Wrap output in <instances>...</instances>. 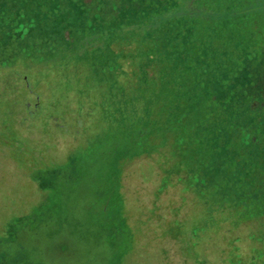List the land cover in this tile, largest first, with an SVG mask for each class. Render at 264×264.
<instances>
[{"label": "rangeland", "instance_id": "374dc122", "mask_svg": "<svg viewBox=\"0 0 264 264\" xmlns=\"http://www.w3.org/2000/svg\"><path fill=\"white\" fill-rule=\"evenodd\" d=\"M244 1L173 0L164 25L127 5L79 70L20 47L0 65V264H264L261 152H211L232 113L211 118L210 98L264 32ZM64 25L31 33L34 51L61 55L68 29L80 48V17Z\"/></svg>", "mask_w": 264, "mask_h": 264}, {"label": "trees", "instance_id": "16d2710c", "mask_svg": "<svg viewBox=\"0 0 264 264\" xmlns=\"http://www.w3.org/2000/svg\"><path fill=\"white\" fill-rule=\"evenodd\" d=\"M197 1L183 0L187 6ZM171 2L173 0H0V32L7 35L6 44L0 53V65L13 67L17 60L16 50L20 47L24 52L23 58H31L36 64L52 61L59 67L66 64V61L72 56L76 59L75 68L79 70L81 66L79 60L88 59L97 38L102 37L100 33H95L97 26L107 27L115 21L118 22L117 14L127 5L138 11L143 8H147L149 11L158 9L155 20L158 24L164 25L174 16L166 11V7ZM199 8H203V3ZM262 8V0H252L240 14L242 16L251 15L254 17V25L263 24L264 26ZM77 16L80 17L81 24L77 39L84 42L80 48V44H77L75 37L69 34L70 30L68 29L64 36L66 44L61 55L59 54L61 47L59 43L55 45L58 46L56 51H34L37 46L29 42L31 33L55 23L69 25V21ZM258 33L261 34L258 36L261 45L259 50H256V54L258 51L260 54L245 55L242 65H238L235 74H232L229 86L210 98L212 104L219 106L218 109L211 110V118L218 119L217 117L229 115L230 111L232 113L227 123L228 126H231V135L228 134L227 137L230 140L219 143L211 152L214 150L220 154H235L237 152L240 154V160H244L250 150L256 153L259 151L261 155H256L254 152L257 160L254 166L256 171L264 169V160H262V156H264V32L258 31ZM151 52L146 53V63L148 64L155 58ZM59 55L62 58L60 60ZM16 76L21 77L17 72ZM203 79L204 77L200 78L199 84H202ZM25 104L27 105V103ZM242 129L247 134L245 135L247 139L241 140V154L236 143L238 134H242ZM262 205V203L256 202L249 211L253 215L257 214Z\"/></svg>", "mask_w": 264, "mask_h": 264}]
</instances>
